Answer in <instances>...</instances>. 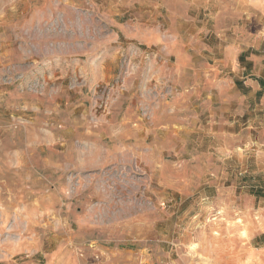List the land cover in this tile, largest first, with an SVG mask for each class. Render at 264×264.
Here are the masks:
<instances>
[{"label": "rangeland", "instance_id": "obj_1", "mask_svg": "<svg viewBox=\"0 0 264 264\" xmlns=\"http://www.w3.org/2000/svg\"><path fill=\"white\" fill-rule=\"evenodd\" d=\"M262 77L264 0H0V264H264Z\"/></svg>", "mask_w": 264, "mask_h": 264}, {"label": "crops", "instance_id": "obj_2", "mask_svg": "<svg viewBox=\"0 0 264 264\" xmlns=\"http://www.w3.org/2000/svg\"><path fill=\"white\" fill-rule=\"evenodd\" d=\"M261 80H262V83H263V85H264V77H262V79H261ZM260 89H261V88H260ZM255 93H256V92H255Z\"/></svg>", "mask_w": 264, "mask_h": 264}]
</instances>
